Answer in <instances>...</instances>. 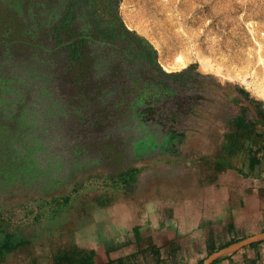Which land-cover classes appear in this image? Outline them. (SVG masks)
Masks as SVG:
<instances>
[{"label":"trees","instance_id":"obj_1","mask_svg":"<svg viewBox=\"0 0 264 264\" xmlns=\"http://www.w3.org/2000/svg\"><path fill=\"white\" fill-rule=\"evenodd\" d=\"M120 2L0 0L1 198L62 205L70 196L60 193L79 188L94 156L132 175L129 151L143 134L202 135L209 148L239 150L250 171L262 169V103L193 66L165 71L124 23ZM4 229L0 258L22 246Z\"/></svg>","mask_w":264,"mask_h":264},{"label":"rangeland","instance_id":"obj_2","mask_svg":"<svg viewBox=\"0 0 264 264\" xmlns=\"http://www.w3.org/2000/svg\"><path fill=\"white\" fill-rule=\"evenodd\" d=\"M21 2L9 0L14 6ZM119 12L128 28L153 45L165 71L180 72L193 66L222 84L244 89L264 107V0H121ZM165 61L170 70L163 66ZM175 133L140 135L129 151L127 163L134 170L129 176H119L96 156L85 159L88 171L78 189L60 193L61 198L70 196L62 205L39 207L0 197V226L13 241L22 242L12 251L13 257L32 264L50 261L51 254L70 238L74 223L63 218L70 216L73 207L75 211L84 208L83 202L79 204L81 198L108 197L129 206L151 194L156 177L185 176L188 168L183 165L194 155L192 142ZM186 134L197 147L207 142L202 135Z\"/></svg>","mask_w":264,"mask_h":264},{"label":"crops","instance_id":"obj_3","mask_svg":"<svg viewBox=\"0 0 264 264\" xmlns=\"http://www.w3.org/2000/svg\"><path fill=\"white\" fill-rule=\"evenodd\" d=\"M175 136L192 142L185 176L156 177L151 194L129 206L108 197L79 199L84 208L63 218L74 223L70 238L38 264H205L216 254L211 264H264V165L250 171L239 150L223 155L195 146L186 133ZM0 264L32 262L11 252Z\"/></svg>","mask_w":264,"mask_h":264},{"label":"water","instance_id":"obj_4","mask_svg":"<svg viewBox=\"0 0 264 264\" xmlns=\"http://www.w3.org/2000/svg\"><path fill=\"white\" fill-rule=\"evenodd\" d=\"M261 237L264 238V235L261 236ZM257 238H259V237L245 240V241H243L242 243H240L239 245H237V246L231 248V250H234V249H237V248H241V247H243V246H245V245H247V244L253 242L255 239L257 240ZM228 251H230V250H228ZM218 256H219V255H217V254L211 256V257L207 260V262H206L205 264H211V263H212V262H213Z\"/></svg>","mask_w":264,"mask_h":264},{"label":"bare ground","instance_id":"obj_5","mask_svg":"<svg viewBox=\"0 0 264 264\" xmlns=\"http://www.w3.org/2000/svg\"><path fill=\"white\" fill-rule=\"evenodd\" d=\"M167 70H170V68H171V66H170V64L167 62V61H165L164 62V65H163Z\"/></svg>","mask_w":264,"mask_h":264}]
</instances>
